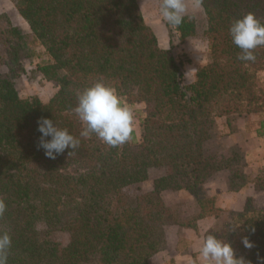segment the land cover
Instances as JSON below:
<instances>
[{
    "label": "trees",
    "instance_id": "16d2710c",
    "mask_svg": "<svg viewBox=\"0 0 264 264\" xmlns=\"http://www.w3.org/2000/svg\"><path fill=\"white\" fill-rule=\"evenodd\" d=\"M13 1L49 57L37 64L38 73L59 90L48 103L19 95L16 79L32 55L21 29L0 14V68L9 69L0 71V199L6 204L0 233L11 236L8 264H150L165 245L167 226L198 232L207 219L217 224L204 238L229 242L241 264H264V209L252 199L241 212L223 209L207 188L216 173L229 171L231 192L251 185L264 191V170L252 177L240 150L215 146L217 118L235 132V118L243 117L248 132L264 137L258 78L264 46L254 50V61H241L229 34L231 23L247 13L264 23V0H197L206 15L210 62L191 84L184 72L191 60L161 48L139 0ZM167 28L171 46L197 33L192 15ZM99 79L125 104H146L139 137L133 132L131 140L111 147L95 134L80 136L77 94ZM42 117L66 128L79 146L47 157L38 147ZM158 168L166 173L153 191L126 196L127 187ZM169 191L191 194L194 213L184 218L167 204L162 193ZM58 232L68 234L67 244L55 239Z\"/></svg>",
    "mask_w": 264,
    "mask_h": 264
},
{
    "label": "rangeland",
    "instance_id": "374dc122",
    "mask_svg": "<svg viewBox=\"0 0 264 264\" xmlns=\"http://www.w3.org/2000/svg\"><path fill=\"white\" fill-rule=\"evenodd\" d=\"M186 3L188 5V11L185 16L192 15L195 17L197 33L183 44L174 40V45L171 46L167 22L164 21L160 14L162 0H139L145 21L157 35L161 48H172L176 56L180 55L183 56L182 58L184 60H191V64L187 65L184 69L185 83L191 84L195 80L197 70L210 62V53L208 42L203 34L207 25L204 9L197 0H186ZM0 14H6L11 19L12 23L21 29L29 44V51L32 55V57L24 63L25 72L20 74L16 79V88L19 95L22 98L37 97L43 103H48L58 92L59 86L55 82L41 78L37 71V64H41L49 58L45 52V48L36 40L28 22L20 15L13 0H0ZM0 71L2 73H7L9 69L7 66H3L0 68ZM258 78L260 85L264 86V72H260ZM129 106L134 109V133L139 137L141 134L140 119L146 115V104L138 102ZM254 120L250 122L251 126L254 125ZM235 121L232 127L235 125L238 127L239 122H241L239 125H242L244 122L243 117H236ZM231 131L232 130L227 127L225 118L216 119V133L218 137L215 139V146L217 149L227 151V153L232 150H240L242 155H244L243 167L251 176L256 172L260 173L264 170V149H262V151H256L255 153H247L246 150L238 146L237 138L234 140L231 139L233 137V131ZM246 138L247 134L244 135V139ZM165 173L166 170L164 168L151 169L149 170L148 179L146 181L127 187L124 193L127 197L131 198L149 193L153 191L154 181L164 176ZM229 176V171L221 172L220 175L211 179L207 186L208 190L212 191L214 193L213 195L218 198L220 206L221 203L223 204L224 200V191L222 190L225 187L224 181H228ZM162 196L163 200L175 210L181 212L184 218L193 214L195 211L194 199L188 192L169 191L162 193ZM214 224H217L216 221H214ZM177 227L180 226L173 225V227L167 226L165 228L167 232L165 245L162 250L150 259V264H202L199 258V252L193 256V259L190 258L189 261H184L183 263L176 261L181 255L191 253L190 245L193 241L192 237L195 236L196 232L193 229L183 227H180L178 230ZM197 233L198 232H196V234ZM54 237L61 244H67L69 241L68 234L64 232H58Z\"/></svg>",
    "mask_w": 264,
    "mask_h": 264
},
{
    "label": "clouds",
    "instance_id": "9594fccd",
    "mask_svg": "<svg viewBox=\"0 0 264 264\" xmlns=\"http://www.w3.org/2000/svg\"><path fill=\"white\" fill-rule=\"evenodd\" d=\"M187 11L186 0H162L160 14L173 27L183 22ZM229 34L233 44L241 50L238 56L241 61H254V50L264 46V23L253 13L235 19ZM73 111L84 126L81 137L88 138L95 134L101 142L111 147L120 146L133 137L134 109L125 104L116 89L103 79L95 81L77 94V106ZM37 124L41 133L38 147L44 149L45 155L51 159L63 154L66 149H76L80 144L79 139L66 128H60L52 119L42 117ZM5 211L6 204L0 199V216ZM11 243V236L7 232L0 233V264H8ZM243 243L248 248L253 246L248 237L243 238ZM199 258L202 264H241L242 261L236 258L229 242L213 234L204 239Z\"/></svg>",
    "mask_w": 264,
    "mask_h": 264
},
{
    "label": "crops",
    "instance_id": "0c3cea01",
    "mask_svg": "<svg viewBox=\"0 0 264 264\" xmlns=\"http://www.w3.org/2000/svg\"><path fill=\"white\" fill-rule=\"evenodd\" d=\"M244 122L242 125H239L241 122L238 123V127H237V133L236 131L233 132V137L231 139H236L237 138V144L240 148H242L243 150H246L247 153H255L256 151H262V149H264V137H259L257 136L256 133H251L250 131L248 132L246 129V123L247 120L244 119ZM242 121V119H241ZM247 134V138L244 139V135ZM241 137V138H240ZM221 172L224 171H220L218 173L215 174L214 177L220 175ZM259 173H254L252 175V177H256ZM213 177V178H214ZM212 178V179H213ZM229 181V180H228ZM228 181L225 180L224 181V189H222L224 191V195H223V204L221 203V207L223 209H227V210H232V211H236V212H241L245 209L247 201L249 199L253 200V204L255 207L259 208V209H264V191H259L257 190L253 185L239 191V192H231L228 188ZM223 185V184H221ZM208 186V184H207ZM209 193L211 195H213L214 193L212 191H209ZM215 220H211V219H207V220H202L199 222V231L196 234L195 232V236L192 237V243L190 245L191 247V253H186V255H181L180 257H178L176 259L177 262L179 263H183L184 261H189L190 258L193 259V256L195 254H197V252H200V249L202 247L203 241H204V236L206 234V232L213 226ZM173 227V226H171ZM180 227H177V229L179 230ZM166 232V229H165ZM166 236H167V232H166Z\"/></svg>",
    "mask_w": 264,
    "mask_h": 264
}]
</instances>
